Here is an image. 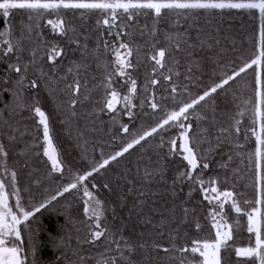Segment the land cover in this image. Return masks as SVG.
Wrapping results in <instances>:
<instances>
[{"label":"snow or ice","instance_id":"6c2138e0","mask_svg":"<svg viewBox=\"0 0 264 264\" xmlns=\"http://www.w3.org/2000/svg\"><path fill=\"white\" fill-rule=\"evenodd\" d=\"M226 10L258 13L250 62L228 59ZM41 90L82 158L100 148L85 170L62 158ZM61 198L82 218L44 244L40 217ZM45 248L52 264H264V0H0V264H41Z\"/></svg>","mask_w":264,"mask_h":264},{"label":"trees","instance_id":"16d2710c","mask_svg":"<svg viewBox=\"0 0 264 264\" xmlns=\"http://www.w3.org/2000/svg\"><path fill=\"white\" fill-rule=\"evenodd\" d=\"M20 14L17 15V22L19 21ZM222 27L226 32L230 35V39L235 42L236 51H230L228 54V59H235L237 64L243 63L244 61L250 62L252 58H254V53L258 54V37H259V16L258 13L250 14L243 10H231L225 11V14L222 18ZM151 24V21H148ZM88 25L94 26V20L88 21ZM145 71L150 72L151 69L148 65H141L139 68L140 78L143 79V75ZM212 68L208 67V73L211 74ZM139 83V81H138ZM205 83H211L210 80H206ZM254 85V73L251 69L248 70L247 74H242V78H237V82L233 85V90L237 91L238 95H241V98H247L253 94L252 88ZM40 100L46 111H48L52 115V128L54 135V142L58 147L59 152L62 155L66 165L71 167L72 169H80L81 171L87 168L89 163V158L92 156L99 157L100 148L97 147L95 152H93V148L91 146L88 147V158H82L83 154V143H76L75 134L72 136L69 135L67 128L60 123V120L57 118L56 113L54 111V107L51 104L47 91L41 90L40 92ZM218 103L220 101H217ZM239 102V101H238ZM223 107V104H221ZM234 110V107H233ZM147 111H150L148 109ZM107 121V117H103ZM124 123H130L126 117H123ZM245 123H247V119L245 118ZM151 121L147 116L138 118L134 126L132 128L133 131L138 130L141 125L147 127ZM74 127V125H73ZM118 127V125H117ZM105 139H107L105 137ZM151 140V138H150ZM241 143L243 140L241 139ZM148 146H152L151 144ZM247 147V146H246ZM114 148H118L117 145H113L112 147L105 146L106 152H112ZM144 151V149H140L137 146V149L132 151V154L129 156L126 154L125 158L121 160L119 165H113V170H119L124 167L129 161L135 162L136 158L140 154V152ZM179 164V160L176 162ZM39 167H43L42 164L38 165ZM243 167V165H241ZM219 171L215 167V164L211 165V169L208 174H214ZM105 173L103 170L101 174L97 176L95 183L98 185H102L104 180ZM108 175H111L109 173ZM245 183H250V180L246 179L243 175H241L238 179V183L236 185V189L238 192L246 194L249 198H252V189L249 187L245 189L242 187ZM54 187V186H53ZM230 187V185H229ZM187 191V189H185ZM98 195L101 199L111 201L114 199L112 195L106 190L101 189L98 192ZM201 200L199 192L192 193V199L189 207H194L197 210V214L200 218L201 223H205L204 214L201 207H199V201ZM77 209H81L80 212ZM71 214L72 216H81L82 218V206L77 204L74 206H69L66 201L61 198V201L55 205V208H50L48 211H45L43 215L40 217V226L41 231L39 233L38 239L44 244L48 243L47 237L50 234H55L57 231L61 230L65 227L66 221L68 220V216ZM70 229V225L67 226ZM191 235H195V229L193 228ZM246 233H244L241 238L237 241L238 244L243 245L246 243L244 237ZM53 261V252L50 248H45L41 253V264H52Z\"/></svg>","mask_w":264,"mask_h":264},{"label":"rangeland","instance_id":"374dc122","mask_svg":"<svg viewBox=\"0 0 264 264\" xmlns=\"http://www.w3.org/2000/svg\"><path fill=\"white\" fill-rule=\"evenodd\" d=\"M127 118V117H126Z\"/></svg>","mask_w":264,"mask_h":264}]
</instances>
